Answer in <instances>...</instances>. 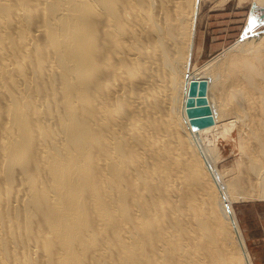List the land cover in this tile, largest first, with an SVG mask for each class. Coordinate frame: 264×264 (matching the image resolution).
<instances>
[{"label": "bare ground", "instance_id": "obj_1", "mask_svg": "<svg viewBox=\"0 0 264 264\" xmlns=\"http://www.w3.org/2000/svg\"><path fill=\"white\" fill-rule=\"evenodd\" d=\"M201 3L0 0V264H255L233 202L264 199V31L194 67Z\"/></svg>", "mask_w": 264, "mask_h": 264}, {"label": "rangeland", "instance_id": "obj_2", "mask_svg": "<svg viewBox=\"0 0 264 264\" xmlns=\"http://www.w3.org/2000/svg\"><path fill=\"white\" fill-rule=\"evenodd\" d=\"M253 3V0H246L245 2H240V0H202L197 22L196 48L193 56L194 67L201 66L222 52L224 48L237 43L240 37L244 35L252 13L257 21L254 30L261 28L260 31L263 33L264 24L260 22V17L264 6L257 5L252 12ZM223 58L226 59L227 56L224 55ZM260 64L264 67V61ZM226 71L227 74L224 76L223 82H227L230 77H239L240 80H245L244 73L237 70L235 63H232ZM255 79L262 84L264 83V69L255 72ZM248 87L252 88V86ZM248 94L249 92L247 94L242 93V96L247 98ZM198 97L200 96H194V103L189 106L192 111L191 117L195 116L193 119L200 118L201 126H209L214 123L212 112L206 111L207 109L204 108L206 104L199 103L196 100ZM197 108H201L199 113L196 112ZM232 135L233 137H228V134L221 136L217 141L220 145L219 156L221 157H218L215 164H217V169L221 170L225 181L233 175L240 174L241 170H245V160L241 158L243 154L240 152L241 142L237 137V131L234 130ZM213 137L214 132H210L205 135V141L209 142L208 139L213 140ZM245 173L247 174V172ZM242 200L233 202L235 211L255 264H264V199L247 198ZM235 253L236 256L240 254L236 247L234 248Z\"/></svg>", "mask_w": 264, "mask_h": 264}, {"label": "water", "instance_id": "obj_3", "mask_svg": "<svg viewBox=\"0 0 264 264\" xmlns=\"http://www.w3.org/2000/svg\"><path fill=\"white\" fill-rule=\"evenodd\" d=\"M262 10H263V13H262V15H261V17H260V22H262L263 24H264V7H262ZM206 81V80H205ZM205 81H204V79L203 80H196V79H194L193 80V82H194V86H193V88H191V94L193 95V96H191V100H190V102H189V104H188V112H189V114L192 116V111H191V109H190V105L191 104H193L194 102H193V99H195V98H193L194 96H200V97H198L196 100H198V102L199 103H206L207 102V98L205 97V91L204 90H199L198 88H196L195 87V85H196V83L198 84V83H200V82H202V84L201 85H203V83H205ZM207 107V106H206ZM195 120H197L196 122L195 121H193V123H195V128H197L198 126H196V124H201V120H200V118H197V119H195ZM201 126V125H200Z\"/></svg>", "mask_w": 264, "mask_h": 264}]
</instances>
